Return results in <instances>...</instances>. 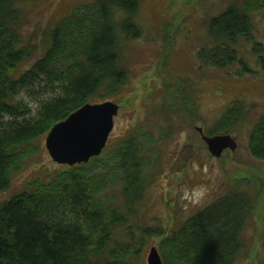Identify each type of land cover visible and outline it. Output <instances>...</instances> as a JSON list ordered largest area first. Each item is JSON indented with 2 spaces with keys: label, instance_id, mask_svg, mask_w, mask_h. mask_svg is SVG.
<instances>
[{
  "label": "trees",
  "instance_id": "1",
  "mask_svg": "<svg viewBox=\"0 0 264 264\" xmlns=\"http://www.w3.org/2000/svg\"><path fill=\"white\" fill-rule=\"evenodd\" d=\"M20 1L0 0V190L58 120L88 101L111 99L119 92L128 73L121 44L142 32L135 19L140 0L85 2L58 19L48 30L44 52L20 68L37 48L23 39ZM258 10L264 19V0H234L210 16L209 38L196 52L198 61L219 68L238 62L251 72L237 45L240 38L253 37L252 12ZM252 41L264 71L262 45ZM36 77L57 91L32 110L16 93ZM246 118L245 107L234 101L206 132H231ZM252 123L247 151L264 160V111ZM163 134L153 136L152 143L149 135L142 140L135 134L122 136L87 162L27 180L0 204V264H142L147 235L159 237L164 264H234L245 248L241 235L254 208L252 195L240 184L175 228L146 224L138 234L129 230L121 240L114 236L136 214L157 162V157L150 161L148 152L153 143L159 152ZM110 183H117V199L111 202L99 192ZM261 246L264 251V239Z\"/></svg>",
  "mask_w": 264,
  "mask_h": 264
},
{
  "label": "rangeland",
  "instance_id": "2",
  "mask_svg": "<svg viewBox=\"0 0 264 264\" xmlns=\"http://www.w3.org/2000/svg\"><path fill=\"white\" fill-rule=\"evenodd\" d=\"M90 1L18 2L24 11L23 39L37 44L34 58L26 59L20 68L29 66L44 52L48 30L58 19ZM233 1H139L135 19L142 32L121 44L122 63L128 73L119 92L111 96L120 107L105 146L110 148L128 134H135L139 139L143 135L157 138L161 131L165 135L158 144L159 152L156 143L148 152L150 161L157 157V162L144 196L136 205V214L117 227L114 236L121 240L129 230L138 234L146 224L159 223L165 228H175L217 195L240 184L252 195L254 208L241 235L245 248L234 264H264L261 246L264 239V160L254 159L246 147L247 132L254 119L264 111V71L257 58L258 52L252 49V40H256L261 43L264 54L261 11L252 12L251 40L242 37L237 45L251 72L243 71L238 62L220 68L202 64L196 54L209 38L207 19ZM56 91L55 86L36 77L20 87L16 94L34 110L42 99ZM234 101L243 105L247 113L243 124L229 132L236 136L237 146L235 150L226 147L220 156H213L198 127L208 134L206 131ZM45 136L39 140V149L26 158L23 167L12 173L9 186L0 190V204L21 191L31 177L51 175L65 164L70 165L58 163L48 154ZM116 185L113 183L111 187L110 183L99 192H105L107 199L114 201L117 199ZM158 238L145 237L142 264H148V249L151 245L157 247Z\"/></svg>",
  "mask_w": 264,
  "mask_h": 264
},
{
  "label": "water",
  "instance_id": "3",
  "mask_svg": "<svg viewBox=\"0 0 264 264\" xmlns=\"http://www.w3.org/2000/svg\"><path fill=\"white\" fill-rule=\"evenodd\" d=\"M120 104L113 99L88 101L71 111L67 117L58 120L47 132L44 139L48 154L58 163H80L93 155L101 153L107 144L114 125V116ZM210 153L220 156L224 148L235 150L236 136L229 132L205 134L198 127ZM148 264H164L155 245H151L147 254Z\"/></svg>",
  "mask_w": 264,
  "mask_h": 264
}]
</instances>
